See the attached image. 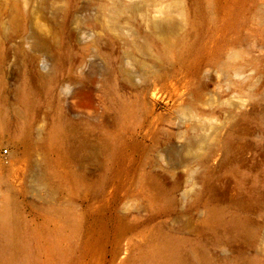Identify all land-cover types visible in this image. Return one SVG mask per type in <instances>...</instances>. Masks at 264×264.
Instances as JSON below:
<instances>
[{
	"label": "rangeland",
	"instance_id": "rangeland-1",
	"mask_svg": "<svg viewBox=\"0 0 264 264\" xmlns=\"http://www.w3.org/2000/svg\"><path fill=\"white\" fill-rule=\"evenodd\" d=\"M0 264H264V0H0Z\"/></svg>",
	"mask_w": 264,
	"mask_h": 264
},
{
	"label": "built area",
	"instance_id": "built-area-1",
	"mask_svg": "<svg viewBox=\"0 0 264 264\" xmlns=\"http://www.w3.org/2000/svg\"><path fill=\"white\" fill-rule=\"evenodd\" d=\"M4 153H6V151Z\"/></svg>",
	"mask_w": 264,
	"mask_h": 264
},
{
	"label": "bare ground",
	"instance_id": "bare-ground-1",
	"mask_svg": "<svg viewBox=\"0 0 264 264\" xmlns=\"http://www.w3.org/2000/svg\"><path fill=\"white\" fill-rule=\"evenodd\" d=\"M255 107V106H254Z\"/></svg>",
	"mask_w": 264,
	"mask_h": 264
}]
</instances>
